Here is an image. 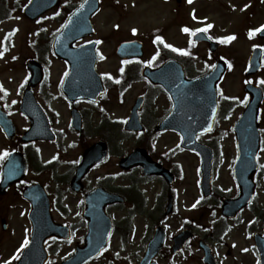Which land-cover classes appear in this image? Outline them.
I'll return each mask as SVG.
<instances>
[{
	"label": "flooded vegetation",
	"instance_id": "obj_1",
	"mask_svg": "<svg viewBox=\"0 0 264 264\" xmlns=\"http://www.w3.org/2000/svg\"><path fill=\"white\" fill-rule=\"evenodd\" d=\"M197 1L214 3L217 0ZM163 2L169 7L166 8L169 11H167L164 19L173 22L174 19L177 20L179 17L178 15L182 11L181 9L185 6H190L186 0H163ZM255 10H257L258 14H261V18L263 19L264 0H257V2L253 3V6L244 8L243 14L247 18H250L254 15ZM193 13L196 17L195 20L198 21L201 17L202 10L200 8L198 10L189 8L188 17L194 19ZM261 23H264V19ZM208 24L205 23L204 27ZM169 26L166 24L163 27L162 35H157L163 36V41L158 42L155 40V44L162 47L160 49L155 47L152 49V64L149 65L157 67L169 59H175L185 68L187 77L194 78L198 76L195 71L197 69V63L194 58L166 47L167 44H171L174 48L183 49L186 52L184 42L178 44L173 40L168 41L167 34ZM184 27H186L185 24L180 26V32L183 36L185 34L182 30ZM208 31L212 34L210 36L216 39L213 28H210ZM248 32L249 30L247 29L245 32L247 35L246 53L244 52V57H241L243 83L250 82L261 87L264 92V84L260 83L261 80H264V36H260L257 32L254 36L249 37ZM6 36L5 34L0 39V45L4 47V50H9L11 43L10 39L7 38L5 40ZM249 42L250 44H248ZM200 43L207 46L204 42ZM195 44L192 46L195 47ZM220 44V49H224L225 47L222 46L223 43L221 40ZM44 48L49 54L51 49L49 41L45 44ZM256 48L261 49V67L254 73L246 74L250 66V58ZM36 49L42 53V48L39 50L36 47ZM205 49L208 50L207 48ZM191 50L194 51L195 49ZM197 55L198 53H195L192 56L197 57ZM154 56L156 58L153 60ZM208 56L214 62L220 59L225 60L228 69H232L234 66V60L228 54L219 56L215 52ZM17 58L18 56L14 57V59ZM36 60L41 65L44 77L43 81L34 87V92L36 94V100L40 104L41 110L46 117L49 128L48 132L54 138L37 139L35 141L24 140L23 134L31 125L30 119L21 111L22 97L28 80L25 81V77H22L15 97L12 95L13 90L7 85H4V80L1 77L2 72H0V84L3 85V89H0V155L5 151L9 154L14 151L20 152L27 165V174L23 179H7L5 182L4 179H1V171L3 163L8 156L0 159V229L3 233L0 238V264L4 260H9L11 264H17L19 259H14V257L16 255L20 257L24 248L19 253L17 249L21 248V244L26 237L28 239L30 238L31 224L28 219L30 202L23 198V191L32 184L40 185L46 190L51 201L53 215L56 216V214L62 213L64 219V216L70 213L71 209L69 205L61 203L63 196H70L76 201L81 218L80 222L77 223L63 222L62 220L71 229L70 239H63L58 236L46 242V248L50 254L47 264H59L63 258L61 259L57 256L67 252L65 249L70 248L68 250L70 251L76 246L85 244V239L88 236V219L86 215L88 214L90 205L87 198H89L90 193L96 190H102V192L122 198V201L110 200L105 207L106 212L114 222L111 241L115 237L123 240L122 228L115 219L116 213L127 209L136 215H140L146 209L147 219L150 222V226L146 230L148 233L147 240L152 236L156 226L162 225L165 228L167 232V243L162 255L167 259L169 264V260L171 264H180V261L182 264H203V251L200 246L202 241L211 247L217 259V264H257L259 256L254 240H234L228 243L225 241V235L226 232L227 235L230 234L232 227L251 233L252 237L256 233H264V177L260 178L261 176H259L261 168H259L256 174V194L252 202L234 219H229L224 216L221 217L223 201L226 198L238 197L241 192L240 187L236 179H228L229 181L213 179L210 196H204L201 187L200 153L186 149L183 146L182 137L180 136L179 144L175 145L171 150L161 142L163 136L169 133L170 130L158 131V126L172 108L170 97L165 95L167 97L166 102L163 103L160 101L161 97L165 94L162 86L150 83L148 91L151 95L143 96L145 100L139 111L140 119L144 126L142 131L130 132L122 126L121 121L106 115L102 100H98L97 102L84 100L70 102L69 100H65L66 109L70 116L74 108L78 109L82 120V127L80 131L70 127L68 132H64L62 128L58 129L57 127L58 111L53 105V102L56 101V91L49 93L52 97L43 94L42 87L51 83V76L49 75L46 64L41 60ZM229 64L231 67H229ZM131 66L134 67V65ZM250 98L251 95L244 92V96L240 102L241 107L237 104V100L235 101L233 98L219 100L218 112L220 115H228L234 110L239 111L240 109H245ZM88 108L90 109L88 110ZM90 114L96 115L99 119H97L96 131L87 134L89 127V119L87 117ZM262 114L264 115V100L260 106L259 117H262ZM96 134H101L102 137L93 141L92 138ZM72 137L75 138L73 139ZM88 138L92 139V142H87ZM127 139L133 142V146L128 150L122 151L121 145ZM215 139V135L210 133L198 136V140L212 150L216 165L218 155L213 144ZM100 140L107 142V159L92 165L82 175H79L78 168L82 164L86 151L91 145ZM76 147L80 148L76 156L64 158L65 150ZM138 149L144 150L148 155L146 158H150L148 160L152 163L151 165L147 166L142 161L143 156H138L136 160L127 162V159ZM112 160H114L112 164L113 171L108 169L103 174L98 175L95 173L96 170L107 167ZM63 164L68 168L65 171L60 169V166ZM163 168L168 169L170 175L164 174L162 172L164 171ZM191 172H194L193 176ZM16 202H18L16 206H20V215L23 219L21 221L16 220L14 223L10 213L12 211V205ZM92 203L94 206L96 205L94 199ZM193 204H196V207H193ZM16 206L14 205L15 210ZM202 216L206 218L207 223L202 221ZM171 217H177L179 219L180 224L176 228H173L170 223ZM15 226L17 227L16 230L13 228ZM136 229V226L132 227L131 232H133V235L136 233ZM186 229L190 230L191 238L186 241L180 252L176 253L173 250L174 238ZM11 237H19L17 244L13 241L7 245L3 244L8 239H11ZM2 238L5 240L3 239V241ZM126 242L128 241H124L123 243L126 244ZM145 244L142 245L141 250H144L143 247H145ZM2 247H4L3 251H1ZM244 249H247V251H244ZM187 251L189 252L188 254H186ZM194 252H196V255L191 256V253ZM103 255L88 264H94ZM139 257L140 255L137 256L138 259ZM110 264L116 263L111 262Z\"/></svg>",
	"mask_w": 264,
	"mask_h": 264
},
{
	"label": "rangeland",
	"instance_id": "obj_2",
	"mask_svg": "<svg viewBox=\"0 0 264 264\" xmlns=\"http://www.w3.org/2000/svg\"><path fill=\"white\" fill-rule=\"evenodd\" d=\"M17 0H0V5L3 9H9V16H5L0 19V39L10 30H14L16 27L18 31L15 32V36L12 38L13 44L10 46V49L4 50L0 45V52H3V57H0V72H2L1 77L4 80V85L8 86L13 90V96L16 97L18 85L22 77H26L30 74L29 70L26 68V64L29 60L35 58L43 61L46 64L49 75L51 73V83L42 87L43 94L48 96L50 92L56 91L55 85L58 82L60 75L63 73L65 69V65L61 60L57 61L52 58V55L45 51V44H47L48 40L51 39L52 34L62 25V21L64 19V7H70L73 4H78L81 0H62L60 9H54L40 18L38 21H30L28 18H25L22 15L21 9L22 6L16 5L15 2ZM27 0H22L20 4H25ZM257 2V0H217L214 3H207L204 1H194L192 6H185L182 11L179 13V17L174 19V22L171 20H165L167 11L166 5L161 4L160 0H104L102 4V11L100 14L94 19L96 24L99 37L104 38V43L102 45V50L104 54H107V61L104 60L100 65L101 71L112 72L117 74L118 69V59L115 56V47L120 40L128 39V38H138L142 39L145 42V57L148 58L152 52L151 38L152 31L155 28L161 29L162 26L166 24L170 25L168 30V41L173 40L174 42L180 44L181 42H186L187 37L181 35L180 26L183 24H187L190 26H197L203 22H213L214 24V33L217 36H224L229 33L235 32L238 34V41L234 42L230 47L222 49L221 54H228L234 60V65L236 67L231 71L230 75L226 78L224 82V88L226 89V94L228 95H237L240 94L242 96V58L244 57L246 40L244 39L243 33L247 27L251 26H261V21L264 19L261 18V14L257 13L255 10L254 15L250 18L244 16V8L245 5L248 7L253 6V3ZM200 3V4H199ZM0 7V8H1ZM195 8L198 10L200 8L202 10V14L198 22L197 20H193L188 17V9ZM251 9V8H250ZM254 11V10H253ZM1 12V9H0ZM58 13V14H57ZM247 19V20H245ZM250 19V20H249ZM183 23V24H181ZM115 25H119L118 29H115ZM15 29V30H17ZM136 29L137 36L131 35V30ZM164 29V28H162ZM11 39V36L8 37ZM15 39V41H14ZM245 41V42H244ZM250 44V42L248 43ZM39 50L42 48L40 53ZM201 47L197 51L198 53H205L204 46ZM231 48V49H230ZM203 50V51H202ZM15 56H18L17 59H14ZM40 58H38V57ZM43 60H42V59ZM15 62V64H14ZM199 65V66H198ZM197 67H201V63L197 64ZM13 80V82H11ZM8 83H6V82ZM145 82L144 81H136L129 85V89L123 96H118L119 92L117 90H111L110 93L102 99L106 110V115L112 118L124 119V117L128 116L129 109L131 105L134 103L136 97L138 95L145 93ZM55 87V88H54ZM41 89V88H39ZM49 96L52 97L50 94ZM160 101L163 103L166 102V97L162 96ZM53 102V100H52ZM54 107L60 113L58 117V129L62 128L64 132L66 131L69 119V112L66 109V105L64 100L61 98L60 94L56 93V101L53 102ZM90 108H88L89 110ZM238 110H235L233 113L223 116L220 118L218 130H226L231 126L233 121L236 119ZM239 116V115H238ZM89 119V127L88 132L93 133L97 128V119H99L96 115H91L87 117ZM23 124V121H22ZM114 126L113 123H111ZM102 137V135L96 134L92 139L96 141L98 138ZM222 137V134L217 132V139ZM227 137V136H226ZM73 139L75 137H72ZM90 138L87 139V142H92ZM177 141V136L173 134H166L163 136V142L166 147L172 146ZM222 143L225 147L230 148L233 143L230 137L225 138ZM133 146V142L130 140H126L125 143H122L121 150H128ZM80 151V148H69L64 152V158L76 156ZM116 152V151H115ZM52 154V153H51ZM225 160H223V164L221 167V175H224V178L227 179L229 176L228 165L230 161V156L227 152H225ZM113 161L101 170H96V174H103L105 170L113 171ZM62 171L68 169L64 164L60 166ZM95 175V174H93ZM193 176V172H191ZM223 178V179H224ZM18 202L14 205L16 206ZM61 203L69 205L71 211L69 214L62 217V213H58L56 218L59 220H64L66 222H80L81 218L79 216V210L77 209L76 201L70 196H63L61 199ZM14 205H12L11 216L13 217L14 223L16 220L21 221L23 217L20 215V206H16V210ZM116 222L119 223L120 227L123 231V240L119 237H115L113 240L112 249L108 252L111 258L116 261L118 264H130L131 261L137 256V252L140 251L142 245L145 244L148 233L147 229L150 226V222L147 219L146 209L140 215H136L135 213L124 209L115 216ZM207 223V221H205ZM170 223L173 228H176L180 222L177 217H171ZM17 226V225H16ZM13 227L14 230L17 227ZM136 226V233L132 236V227ZM20 228V227H19ZM18 228V229H19ZM3 235L2 230L0 229V238ZM4 238H2L3 240ZM19 237L8 239L3 244L7 245L11 241L17 244ZM5 240V239H4ZM3 240V241H4ZM229 242L238 240V241H246L247 235L244 230L233 229L232 232L227 237ZM124 241L126 244H124ZM1 243V241H0ZM4 247H2V250ZM66 250V249H65ZM189 252L187 251L186 254ZM5 254V253H4ZM119 254V255H116ZM196 255V252L191 253V256ZM162 263L169 264L167 259L160 256ZM194 259V258H193ZM197 261V259H196ZM195 261V262H196ZM170 264L171 261L169 260ZM182 264V262H179Z\"/></svg>",
	"mask_w": 264,
	"mask_h": 264
},
{
	"label": "water",
	"instance_id": "obj_3",
	"mask_svg": "<svg viewBox=\"0 0 264 264\" xmlns=\"http://www.w3.org/2000/svg\"><path fill=\"white\" fill-rule=\"evenodd\" d=\"M94 1H97V0H90L88 2V4L84 7V8L89 7V9H88L89 10L88 16H90L92 14V12H94V8H93ZM35 9L36 8L33 5L28 10V13L31 14L30 16H34V15H36L38 13V11H36ZM32 69H33V71L35 73V70H34L33 67H32ZM217 77H218V75H217ZM34 78H35V80H38L40 77L37 74L36 76H34ZM214 80H218V78H215ZM255 115H256V109L253 108L251 114H249V116H246L245 119H241L238 122V124L236 125V130L238 132L239 143L241 145V151L243 152L244 158H247L248 160H251L252 159L251 160L252 164H253L254 155H255V153L257 151V148H258L257 147V143H258L257 142V134L254 133V136L252 138V143L250 144V142H249L250 135L247 136L246 132H247V130H249L248 132L250 133V131L255 128V125H256L255 124ZM238 175H239V173H238ZM240 175H241V173H240ZM258 246H259L260 249L263 248V244L262 243L258 244ZM100 247H101V243L94 244L90 248L89 253H95V252H97ZM158 249H159V247H158ZM86 255H87L86 253L82 254V250L78 251L76 253V255H75L76 257L73 260V263L82 264L85 261V258L84 257Z\"/></svg>",
	"mask_w": 264,
	"mask_h": 264
},
{
	"label": "snow or ice",
	"instance_id": "obj_4",
	"mask_svg": "<svg viewBox=\"0 0 264 264\" xmlns=\"http://www.w3.org/2000/svg\"><path fill=\"white\" fill-rule=\"evenodd\" d=\"M87 2H88V0H84V3H87ZM191 2H192V0H189V3H191ZM29 3H31V0H29ZM84 3H82V4L80 5V9H82V8L84 7ZM247 7H248V5H245V8H247ZM77 11H79V9H77ZM57 14H58V13H57ZM193 18H194V19L196 18L194 13H193ZM70 24H72V19H71V17L69 18V20H68L64 25H62V28H67ZM117 27H118V26H117ZM212 27H213L212 24H208L206 27H204V28H202V29L192 30V29H190V28H188V27H184L182 30H183L185 33H191L192 35H195L196 32H205V33H207L208 30H209L210 28H212ZM262 28H264V25H261L260 27L255 28V29H250L249 32H248L249 37L254 36L257 32H260ZM14 31H18V29H17V30H14ZM58 31H59V29H58ZM133 32L135 33V32H136V29H133ZM13 34H14V32H12V33H8L7 36L5 37V40H7L8 36H11V35H13ZM210 38H211V37H210ZM219 39L221 40L222 43H228V42H230V41L236 39V37H235L234 35H230V36H226V37L219 38ZM155 40L158 41V42H162V41H163V37H161V36H156ZM95 43L99 44V43H102V41H99V40H98V41H96ZM166 47L171 48V49H173V50L176 51V52H181V53H183V54H188V53L184 52L183 49L174 48V46L171 45V44H167ZM157 55H159V53H157ZM0 56H3V52H0ZM103 58H104V57L101 55V59H103ZM155 58H156V57L154 56V57H153V60H154ZM151 62H152V61H148V63H151ZM123 63H124V64H127L128 61L125 60V61H123ZM211 67L215 68L216 65H211ZM229 67H231L230 64H229ZM121 72H123V69H121ZM65 75H67V73H65ZM117 82H119V81H117ZM260 83H261V84H264V80H261ZM0 89H3V85H2V84H0ZM4 91L6 92V90H4ZM8 155H9V153H8L7 151H5L2 155H0V159H3L4 157H6V156H8ZM261 167H264V165H261ZM197 203H198V202H197ZM193 207H196V204H193ZM30 243H31V241L26 237V238L24 239L23 243L21 244V248H20V249H17V252L19 253V252L21 251V249L26 248ZM244 251H247V249H244ZM19 258H20L19 255H16V256L14 257V259H17V260H18ZM2 264H11V262H10L9 260H4V261L2 262ZM257 264H260V262L257 261Z\"/></svg>",
	"mask_w": 264,
	"mask_h": 264
}]
</instances>
